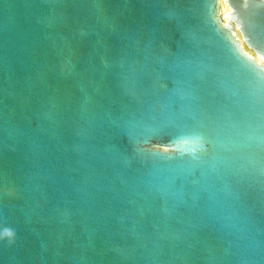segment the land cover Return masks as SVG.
I'll use <instances>...</instances> for the list:
<instances>
[{"label": "water", "instance_id": "water-1", "mask_svg": "<svg viewBox=\"0 0 264 264\" xmlns=\"http://www.w3.org/2000/svg\"><path fill=\"white\" fill-rule=\"evenodd\" d=\"M219 1L0 0V264H264V0Z\"/></svg>", "mask_w": 264, "mask_h": 264}, {"label": "bare ground", "instance_id": "bare-ground-1", "mask_svg": "<svg viewBox=\"0 0 264 264\" xmlns=\"http://www.w3.org/2000/svg\"><path fill=\"white\" fill-rule=\"evenodd\" d=\"M224 0H220L219 1V4H220V15H221V20L223 23H227V20L222 18V15H226L228 10H226V7H225V4L223 2ZM243 47V46H242ZM249 53V52H248ZM253 57L256 59V61H258L259 63L263 64L264 65V61L261 60L260 58H258L257 56H254Z\"/></svg>", "mask_w": 264, "mask_h": 264}]
</instances>
